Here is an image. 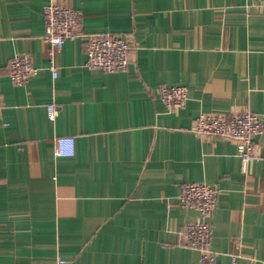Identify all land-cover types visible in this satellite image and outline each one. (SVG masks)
Listing matches in <instances>:
<instances>
[{
  "label": "crops",
  "instance_id": "crops-1",
  "mask_svg": "<svg viewBox=\"0 0 264 264\" xmlns=\"http://www.w3.org/2000/svg\"><path fill=\"white\" fill-rule=\"evenodd\" d=\"M81 32L128 36L124 70L85 65L81 37L49 68L42 8L0 0V264H194L180 236L186 182L218 190L208 217L219 264H264V133L245 170L235 142L197 136L198 114L264 117V0H61ZM27 54L24 84L8 60ZM187 87L166 110L161 85ZM58 106L54 119L46 104ZM74 137L72 155L55 138Z\"/></svg>",
  "mask_w": 264,
  "mask_h": 264
},
{
  "label": "built area",
  "instance_id": "built-area-1",
  "mask_svg": "<svg viewBox=\"0 0 264 264\" xmlns=\"http://www.w3.org/2000/svg\"><path fill=\"white\" fill-rule=\"evenodd\" d=\"M44 20V39L48 42L47 50L49 68L56 75L54 56L67 39L81 37L85 51V65L89 68L113 72L126 69L132 44L128 36L115 33L81 32L79 10L63 3L61 0H48L42 8ZM37 72L29 56L15 54L7 63V73L15 84H24ZM160 98L168 111L185 106L188 99L187 87L182 84L161 85ZM58 112V106L46 104L47 117L52 120ZM191 130L204 138H229L235 142L242 168L254 156L255 136L264 133V117L249 110L231 114L202 112L197 115ZM74 137L59 135L55 138L54 153L58 156L72 155ZM218 190L205 182H186L180 187L178 203L184 207L194 208L196 217L186 222L180 230V236L186 246L199 251L194 264H219L210 247L212 227L209 215L216 206ZM56 264H65L58 259ZM228 264H239L232 255Z\"/></svg>",
  "mask_w": 264,
  "mask_h": 264
}]
</instances>
